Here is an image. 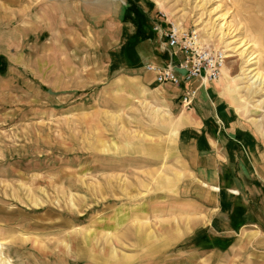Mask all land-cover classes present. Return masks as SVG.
Segmentation results:
<instances>
[{"label":"rangeland","instance_id":"obj_1","mask_svg":"<svg viewBox=\"0 0 264 264\" xmlns=\"http://www.w3.org/2000/svg\"><path fill=\"white\" fill-rule=\"evenodd\" d=\"M167 20L226 54L190 109ZM0 264H264V0H0Z\"/></svg>","mask_w":264,"mask_h":264},{"label":"built area","instance_id":"obj_2","mask_svg":"<svg viewBox=\"0 0 264 264\" xmlns=\"http://www.w3.org/2000/svg\"><path fill=\"white\" fill-rule=\"evenodd\" d=\"M157 28L169 58L163 64L146 62L143 68L153 74L158 84L184 86L179 102L185 109H190L196 98L197 88H187L186 83L194 77L199 78L201 84L219 80L226 54L222 48L205 42L197 29L186 30L169 20L165 22V27L160 25Z\"/></svg>","mask_w":264,"mask_h":264},{"label":"crops","instance_id":"obj_3","mask_svg":"<svg viewBox=\"0 0 264 264\" xmlns=\"http://www.w3.org/2000/svg\"><path fill=\"white\" fill-rule=\"evenodd\" d=\"M144 69V68H143ZM145 70V69H144ZM146 71V70H145ZM146 72H148V71H146ZM148 73H150L151 75H152V77H153V81L156 83V84H158L156 81H155V79H154V76H153V74L151 73V72H148ZM191 80H195V82H196V84L192 87V88H197V93H196V98H195V100L193 101V103L194 102H196L197 101V99L199 98V97H201V96H204L205 94H206V91L208 90V88L209 87H211V86H215V85H217L219 82H220V78H219V80H217V81H215V82H206V83H204V84H201V82H200V79L199 78H197V77H194V78H192ZM158 85H166V86H169V87H172L173 88V90H175V92L177 93L176 94V99H178V101H179V95H180V93H181V89L184 87V86H182V87H175V86H173V85H170V84H158ZM193 103H192V106H193ZM222 102L220 101L219 102V104L220 105H223V104H221ZM225 106L223 105L222 106V108H224ZM194 112H195V110H194ZM192 116V115H191ZM195 116H193V117H191L190 119L192 120V123H195V124H197V122H198V120L196 119V118H194ZM185 120H186V118H185ZM184 120V121H185ZM193 142H190V144L189 145H191ZM259 156H261L262 157V154H259V155H256V156H254L253 157V163L257 166L259 163H255V160H254V158H258ZM261 157H260V159H258V160H261ZM200 177H197V180L199 181L200 179H199ZM205 184H207V185H209L210 186V189L212 190V191H216V190H213V188L214 187H216V186H213V185H210V184H208V183H206L205 182ZM204 183H203V185L206 187V185H205Z\"/></svg>","mask_w":264,"mask_h":264},{"label":"bare ground","instance_id":"obj_4","mask_svg":"<svg viewBox=\"0 0 264 264\" xmlns=\"http://www.w3.org/2000/svg\"><path fill=\"white\" fill-rule=\"evenodd\" d=\"M255 82H256V81H255ZM254 84H255V83H254ZM213 190H216V191H217V190H218V188H217V187H214V188H213Z\"/></svg>","mask_w":264,"mask_h":264}]
</instances>
